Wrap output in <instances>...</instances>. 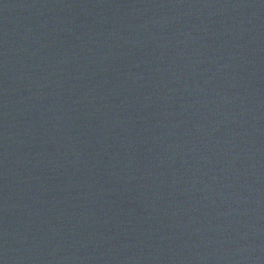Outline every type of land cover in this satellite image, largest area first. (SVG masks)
<instances>
[{
  "label": "water",
  "instance_id": "1",
  "mask_svg": "<svg viewBox=\"0 0 264 264\" xmlns=\"http://www.w3.org/2000/svg\"><path fill=\"white\" fill-rule=\"evenodd\" d=\"M0 264H264V0H0Z\"/></svg>",
  "mask_w": 264,
  "mask_h": 264
}]
</instances>
